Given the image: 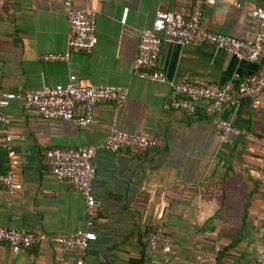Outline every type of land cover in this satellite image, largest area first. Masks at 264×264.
<instances>
[{
  "label": "crops",
  "instance_id": "crops-1",
  "mask_svg": "<svg viewBox=\"0 0 264 264\" xmlns=\"http://www.w3.org/2000/svg\"><path fill=\"white\" fill-rule=\"evenodd\" d=\"M62 0H0V91L23 94L64 84L73 74L83 84L127 88L122 105L98 102L96 122L84 129L70 121L24 115L21 102L3 108L16 138L9 146L17 161L20 189L0 188V226L40 231L47 238L13 251L0 243V264H70L74 251L53 241L88 231L83 264H255L264 246V109L249 100L227 104L215 116L196 106L185 115L168 106V85L136 76L132 64L137 33L158 11L187 16L191 0H73L96 12V42L67 62H43L40 55L65 49L67 23ZM264 0H215L201 10L202 27L248 38L256 22L247 10ZM264 69V48L256 62H242L207 43L163 42L156 69L167 81L221 84ZM215 117L241 133L220 143ZM142 134L153 145L139 152L97 150L91 157V193L97 201L87 228L83 197L53 178L44 151L51 147L97 145L107 130ZM3 137L0 135V145ZM9 165L0 146V171ZM171 237V250L150 249L148 231Z\"/></svg>",
  "mask_w": 264,
  "mask_h": 264
},
{
  "label": "built area",
  "instance_id": "built-area-1",
  "mask_svg": "<svg viewBox=\"0 0 264 264\" xmlns=\"http://www.w3.org/2000/svg\"><path fill=\"white\" fill-rule=\"evenodd\" d=\"M72 1L61 2L68 28L65 49L41 54L39 57L43 62H67L71 54L88 53L95 45V10L87 7L75 8ZM191 2V11L187 16L158 11L151 26L138 31L136 54L132 64L136 76L167 84L168 106L185 115H192L196 106L202 103L204 113L215 116L223 106L239 103L244 99L249 100L252 107L264 109V69L262 68L243 78H230L221 84H198L185 78L167 81L163 73L156 69L157 55L163 42L178 45L207 43L230 54L238 61L258 60L264 48V4L247 10V15L256 22V30L248 38H238L202 27V6L214 4L215 0H191ZM126 97L125 86L83 84L73 74L68 75L64 84L43 86L23 94L0 91V135L3 137L0 146L5 149L9 158L7 169L0 171V188L5 189L10 195L20 189V183L16 180L14 172L17 161L9 146L16 135L2 111L11 101L21 102L24 115L70 121L76 127L84 129L96 122L93 115V107L96 103L111 102L115 107H119ZM214 128L222 144L230 142L241 133L237 126L220 117H215ZM152 145V140L142 134L126 133L110 126L102 142L97 145L51 147L44 151V157L50 166L53 178L67 182L83 197L87 217L85 226L88 228L92 224L97 206V201L91 193L94 177L91 157L94 153L100 149L110 152H139ZM46 238L47 236L40 231H23L13 226H0V243H5L13 251L31 247ZM88 238L87 230H77L55 236L53 241L74 251L70 264H83ZM145 241L152 250L163 252L171 250V237L162 230L148 231ZM254 263L264 264V246Z\"/></svg>",
  "mask_w": 264,
  "mask_h": 264
}]
</instances>
